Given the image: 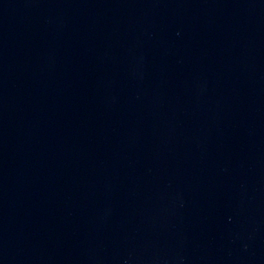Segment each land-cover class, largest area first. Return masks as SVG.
Wrapping results in <instances>:
<instances>
[{
  "label": "water",
  "instance_id": "obj_1",
  "mask_svg": "<svg viewBox=\"0 0 264 264\" xmlns=\"http://www.w3.org/2000/svg\"><path fill=\"white\" fill-rule=\"evenodd\" d=\"M0 264H264V0H0Z\"/></svg>",
  "mask_w": 264,
  "mask_h": 264
}]
</instances>
